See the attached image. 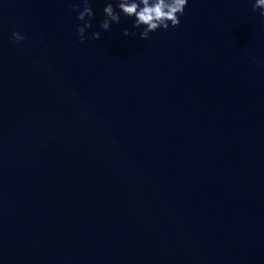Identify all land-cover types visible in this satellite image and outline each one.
<instances>
[{"label":"water","instance_id":"95a60500","mask_svg":"<svg viewBox=\"0 0 264 264\" xmlns=\"http://www.w3.org/2000/svg\"><path fill=\"white\" fill-rule=\"evenodd\" d=\"M75 2L0 0V264H264L254 0L83 42Z\"/></svg>","mask_w":264,"mask_h":264},{"label":"clouds","instance_id":"9594fccd","mask_svg":"<svg viewBox=\"0 0 264 264\" xmlns=\"http://www.w3.org/2000/svg\"><path fill=\"white\" fill-rule=\"evenodd\" d=\"M94 3L95 0H76L72 4L76 19L83 22L77 24V36L81 42L88 39V30L93 29L92 21L96 17ZM188 5L189 0H104L103 18L91 32V39H101L102 32L110 31L113 23L119 24L122 17H126L132 20L133 30L130 32L129 28H123V36L136 35L138 30L139 36L148 40L160 29L167 31L170 26L178 27ZM252 8L264 16V0H254ZM11 38L19 43L26 40V35L14 30ZM253 60L258 67H264V59L253 57Z\"/></svg>","mask_w":264,"mask_h":264}]
</instances>
